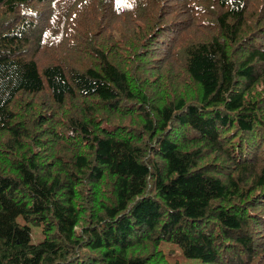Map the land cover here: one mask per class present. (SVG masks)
I'll list each match as a JSON object with an SVG mask.
<instances>
[{
  "label": "trees",
  "instance_id": "trees-1",
  "mask_svg": "<svg viewBox=\"0 0 264 264\" xmlns=\"http://www.w3.org/2000/svg\"><path fill=\"white\" fill-rule=\"evenodd\" d=\"M182 260L264 264V0H0V264Z\"/></svg>",
  "mask_w": 264,
  "mask_h": 264
},
{
  "label": "rangeland",
  "instance_id": "rangeland-1",
  "mask_svg": "<svg viewBox=\"0 0 264 264\" xmlns=\"http://www.w3.org/2000/svg\"><path fill=\"white\" fill-rule=\"evenodd\" d=\"M29 226L31 228V242L33 243H38L40 241H42L43 235H42V231H41V226H37V225H33L31 223H29ZM196 260H189V261H185L182 260V264H198L196 262H193Z\"/></svg>",
  "mask_w": 264,
  "mask_h": 264
}]
</instances>
